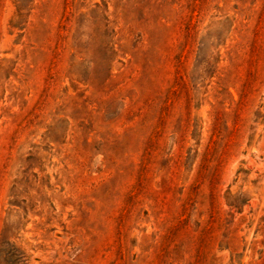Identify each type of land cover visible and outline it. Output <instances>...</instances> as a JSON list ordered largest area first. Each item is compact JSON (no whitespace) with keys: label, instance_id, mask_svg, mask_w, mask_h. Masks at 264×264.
Segmentation results:
<instances>
[{"label":"rangeland","instance_id":"obj_1","mask_svg":"<svg viewBox=\"0 0 264 264\" xmlns=\"http://www.w3.org/2000/svg\"><path fill=\"white\" fill-rule=\"evenodd\" d=\"M0 264H264V0H0Z\"/></svg>","mask_w":264,"mask_h":264}]
</instances>
